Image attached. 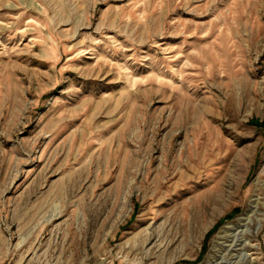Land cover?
<instances>
[{
	"label": "rangeland",
	"instance_id": "374dc122",
	"mask_svg": "<svg viewBox=\"0 0 264 264\" xmlns=\"http://www.w3.org/2000/svg\"><path fill=\"white\" fill-rule=\"evenodd\" d=\"M234 262L264 264V0H0V264Z\"/></svg>",
	"mask_w": 264,
	"mask_h": 264
},
{
	"label": "bare ground",
	"instance_id": "6f19581e",
	"mask_svg": "<svg viewBox=\"0 0 264 264\" xmlns=\"http://www.w3.org/2000/svg\"><path fill=\"white\" fill-rule=\"evenodd\" d=\"M154 237V233H151L150 234V240L152 239ZM237 241V240H236ZM237 244V243H236ZM234 264H236L235 262H234Z\"/></svg>",
	"mask_w": 264,
	"mask_h": 264
}]
</instances>
